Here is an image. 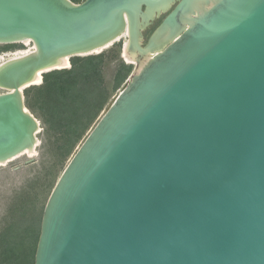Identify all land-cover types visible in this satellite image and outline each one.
<instances>
[{
	"label": "water",
	"instance_id": "water-1",
	"mask_svg": "<svg viewBox=\"0 0 264 264\" xmlns=\"http://www.w3.org/2000/svg\"><path fill=\"white\" fill-rule=\"evenodd\" d=\"M154 10L143 29L170 12L144 47L168 36L59 178L34 264H264V0H0V43L39 49L0 72L13 89L0 164L38 141L24 94L36 84L21 87L35 70L115 45L127 20L138 40Z\"/></svg>",
	"mask_w": 264,
	"mask_h": 264
},
{
	"label": "trees",
	"instance_id": "trees-1",
	"mask_svg": "<svg viewBox=\"0 0 264 264\" xmlns=\"http://www.w3.org/2000/svg\"><path fill=\"white\" fill-rule=\"evenodd\" d=\"M72 1L81 3L84 0ZM115 46H121V43ZM8 48L0 50L6 51ZM106 58V52L73 57L70 69L45 73L41 85L31 86L24 91L27 108L41 119L50 136L54 137L53 143L60 150V156L64 158L72 154L84 139L108 103V88L104 80ZM132 68V65L124 62L119 65L114 78L116 88L128 79ZM15 226H8L0 234V264H31L37 246L34 248L18 241L20 236ZM38 230V226L32 223L28 229H23L22 238L28 232L33 242L39 241L36 235Z\"/></svg>",
	"mask_w": 264,
	"mask_h": 264
},
{
	"label": "rangeland",
	"instance_id": "rangeland-1",
	"mask_svg": "<svg viewBox=\"0 0 264 264\" xmlns=\"http://www.w3.org/2000/svg\"><path fill=\"white\" fill-rule=\"evenodd\" d=\"M174 6L175 4L173 7ZM169 12L170 11L164 13L148 28L142 30V47L146 46L150 37L154 34L155 30L159 27ZM128 40L129 38L125 36L123 40L116 43H121V46L116 47L115 44L103 51L107 53L104 66V80L105 86L108 88L107 93L109 94V100L96 123L68 157L64 158L62 155L60 156V150L53 143L54 137L50 136V133L43 125L41 119L28 108L41 122V129L37 134L39 143L36 147V154L34 156L30 157L23 155L7 164L0 165V234L8 226L16 225V233L20 236L18 241L25 245H31L34 248L35 245L37 246L38 241L35 242L34 240L33 242L30 233L27 234V232L24 238H22L24 235L23 229H28L30 224L35 223L39 229L36 231V235L38 234L39 238L43 212L59 178L84 140L114 102L118 94L125 88L127 81L134 73L135 65L127 62L123 55L124 47ZM7 47L9 48L6 51L0 50V68L19 54L21 55L24 52L28 53L35 51V44L33 42L28 44L21 42L0 43V48ZM103 52H100L99 54ZM94 55H98V53ZM122 62L127 65H132L133 70L128 79L116 88L114 78L119 65ZM71 67L72 64L68 69ZM41 84L42 83L38 85ZM7 92L8 91L5 89H0V94ZM34 260L32 259L31 264H34Z\"/></svg>",
	"mask_w": 264,
	"mask_h": 264
},
{
	"label": "bare ground",
	"instance_id": "bare-ground-1",
	"mask_svg": "<svg viewBox=\"0 0 264 264\" xmlns=\"http://www.w3.org/2000/svg\"><path fill=\"white\" fill-rule=\"evenodd\" d=\"M162 6L157 7L156 9H158L159 11L161 10ZM157 10H154V12H143V13H139V16H137L136 18V22H135V27L137 29V31L140 32L141 29H143V27L146 26V24L148 23V21L153 18L156 15ZM128 22L126 23V27L124 30V36H127L129 38V40L126 42L125 47H124V51H123V55L124 58L126 59L127 62L135 65V70L137 67V64L142 61L155 47H157L168 35H163L157 38V43L155 45V47L152 48H145L143 47L142 49L140 48L139 44L141 42V37H139L138 40H133L131 39V30H130V22L129 20H127ZM14 42H21V43H31L33 42L35 44V51L33 52H24L21 55H17L16 57H14L12 60L6 62L4 65L1 66L0 68V72L3 71L5 68H7L8 66H10L13 63L16 62H20L29 58H33L36 57L38 55L39 49L37 44L33 41V39L29 38V37H22L19 39H16ZM112 45H109L106 48H97L96 51H94V53H100L102 51H104L105 49L111 47ZM70 60L67 56H62V57H58L55 58L53 60H51L49 63L45 64L44 66H40L39 68H37L35 70V72L33 73V75L27 79V81L21 86L23 88V86L25 84H31V85H38L40 83H42V76L44 75L43 73L52 69H56V68H69L70 67ZM0 89H5L8 92H12L13 89L9 88V87H5L3 85H1L0 83ZM41 127H38V132L40 131ZM39 141L36 142L35 146L33 148H29L28 150L24 151L22 154H20L18 157L9 160L7 162L1 163L0 165H4L9 163L10 161H13L23 155H27V156H34L36 154V147L38 145Z\"/></svg>",
	"mask_w": 264,
	"mask_h": 264
}]
</instances>
